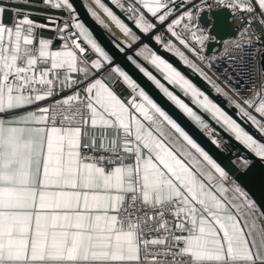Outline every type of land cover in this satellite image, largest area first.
I'll use <instances>...</instances> for the list:
<instances>
[{
    "label": "snow or ice",
    "instance_id": "obj_1",
    "mask_svg": "<svg viewBox=\"0 0 264 264\" xmlns=\"http://www.w3.org/2000/svg\"><path fill=\"white\" fill-rule=\"evenodd\" d=\"M0 264H264V0H0Z\"/></svg>",
    "mask_w": 264,
    "mask_h": 264
},
{
    "label": "water",
    "instance_id": "obj_2",
    "mask_svg": "<svg viewBox=\"0 0 264 264\" xmlns=\"http://www.w3.org/2000/svg\"><path fill=\"white\" fill-rule=\"evenodd\" d=\"M254 191L256 193L257 196L260 195V190H259V187L257 186L256 188H254Z\"/></svg>",
    "mask_w": 264,
    "mask_h": 264
}]
</instances>
